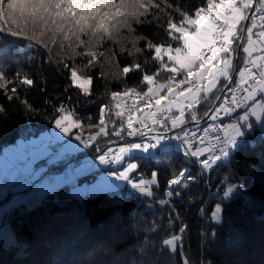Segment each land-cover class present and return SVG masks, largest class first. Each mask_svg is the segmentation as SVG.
Returning <instances> with one entry per match:
<instances>
[{
    "label": "snow or ice",
    "instance_id": "6c2138e0",
    "mask_svg": "<svg viewBox=\"0 0 264 264\" xmlns=\"http://www.w3.org/2000/svg\"><path fill=\"white\" fill-rule=\"evenodd\" d=\"M2 24L7 28L0 26V34L27 41L26 48L16 50L18 54L35 51L34 56H27L29 61L47 58L51 63V46L59 49L57 55H68L73 63L58 61L63 66L59 70L67 69L69 74L65 93L75 88L90 97L94 78L85 70L99 66V76L103 77L104 64L115 62L120 67L114 79L141 73L138 85L110 92L95 121L80 118L71 96L58 105L48 97L44 103L51 106L50 121L63 137L90 149L100 165H119L122 170L109 169L108 175L126 181L141 197L165 206L166 225L157 227V221L146 228L145 233L153 235L146 234L130 250V258L123 260L111 257L109 248L94 243L85 230H80L74 241L78 246L70 252L71 246L65 249L71 259L63 257L61 264H194L185 247L190 225L177 201L194 183L212 187L209 181H202L201 170L221 167L246 136L245 130L254 128L251 117L264 127V0H201L192 10L176 0H0ZM142 26H152L157 33L162 30L165 38L154 41L140 34L138 28ZM121 56L132 59L120 65ZM161 72L166 74L163 82ZM38 74L42 75V70ZM43 83L46 85V79ZM35 84L30 73L16 71L9 75L0 68V94L9 101L20 98L23 86L31 88ZM23 103L29 112L36 111L27 100ZM4 111L0 107V112ZM225 118L231 122L225 123ZM60 139L53 133L34 155L57 158L50 144ZM118 141L123 143L117 148L110 146ZM172 141H179L184 158L196 165V172L193 174L187 166L170 171L165 190L160 193L154 188L158 171L153 170L149 179L138 178V161L144 155L151 159L157 153L167 154ZM68 150L79 149L69 142L63 151ZM87 167L70 168L68 175L74 180ZM25 171L31 175L26 176L22 187L43 172L32 173L30 167ZM63 182V177L45 178L37 186L35 202ZM219 187L222 195L214 208L201 204L197 209L199 218L217 224L223 220L224 201L241 193L244 185L221 181ZM195 203L196 199L190 197L188 204ZM34 206L28 203V208ZM258 220V227L228 234L225 246L239 254L235 264H264V216ZM161 229L163 237L157 243L153 236ZM206 231L213 238L219 234L214 227ZM10 242L15 243L11 238Z\"/></svg>",
    "mask_w": 264,
    "mask_h": 264
},
{
    "label": "trees",
    "instance_id": "16d2710c",
    "mask_svg": "<svg viewBox=\"0 0 264 264\" xmlns=\"http://www.w3.org/2000/svg\"><path fill=\"white\" fill-rule=\"evenodd\" d=\"M176 2L188 10L201 4V0H176ZM0 26L7 28L6 24ZM138 32L154 41H161L166 35L162 30L157 33L152 26L139 27ZM26 44L27 41L20 42V38L11 37L6 33L0 34V68L9 75L16 71H21L22 74L30 73L36 80L33 87L23 86L19 90V99L14 98L9 101L4 94H0V107L5 109L4 112H0V153L3 148L15 143L17 139L34 138L41 132L54 128L50 121L52 108L44 103L46 97L58 105L71 96L72 104L76 106L80 118L85 120L91 117L95 121L98 119L100 104L108 102L111 91L134 87L141 80L140 72L114 79L113 75L120 71V67L114 62L104 64L103 77L99 76L101 71L99 66L85 70L94 78L90 97H84L75 88H70L65 93L64 87L70 83L67 78L69 74L67 69L59 70L63 66L58 61L64 60L69 64L73 61L67 54L57 55L59 49L56 46H51V63L47 58L37 59L35 62L29 61L27 56H34V50L31 52L26 50L19 54L16 51L18 48H26ZM140 46H144L143 41ZM131 59V57L121 56L120 65L128 63ZM76 62L80 63V58H77ZM236 62L239 63V57ZM41 70L42 75L38 74ZM165 75L163 72L160 73L161 82ZM43 79H46V85ZM144 90L146 91V88ZM24 100H27L36 111L29 112L23 103ZM86 100L94 102L85 103ZM45 113L48 115L46 116ZM87 134L88 130L85 128V136ZM112 139L115 140V137ZM119 143L121 142L118 141L116 144ZM54 149L57 150V148ZM88 150L91 156L93 155L92 159H95L90 149L82 147L66 153V157L55 160L46 173H55L52 170L57 171L56 166L68 157H76L75 165H77L84 160V153ZM138 163V171H141L143 176H150L153 170L158 171V184L154 188L162 193L170 178V171L179 170L188 164V160L182 157L178 147L173 146L167 154L157 153L151 159L144 155ZM189 167L195 174L196 166L190 163ZM212 168L215 171L201 170L202 181H209L212 187H208L203 182L194 183L184 191L182 200L177 201V207L190 225V239L185 241V247L189 255L193 257L194 264H235L237 256L234 253L236 252L225 246L228 234L258 227L260 224L258 217L264 216V133L254 123V128L246 131V136L241 138L238 148L230 153L221 167L217 168L213 165ZM102 170L109 169L97 165L95 171H84L77 178L75 177V182L72 183L68 182L70 177L64 178L66 182L64 185L46 193L38 203L35 202L34 193L42 181L32 180L28 186L30 187L33 182L36 186L35 190L27 194H32L31 196L26 195L25 200L19 203L10 202L6 205L11 209L7 211V217L5 216L7 221H5L10 227L15 243L6 241L0 235V261L3 264H61L63 257L71 259L69 252L78 246L74 241L79 236L80 230H85L94 243L103 244L109 248L111 257L129 259L133 246H136L138 241H142L146 234L153 235L151 232L145 233L146 228L157 221H159L157 227L166 225L167 212L165 206L153 203L151 198L141 197L127 182L119 184L116 188L92 194H71V185L83 180H93ZM26 176L27 173L23 174L22 178L16 177L18 179L16 181L25 183ZM221 181L243 184L244 188L241 193L234 194L232 199L224 201L226 207L223 220L217 224L206 218H199L197 209L201 204L207 208H214L215 202L219 201L222 195L219 187ZM14 182L9 183V187L4 190L9 192ZM226 186L227 184L223 185V187ZM190 197L196 199L195 204H188ZM29 202L34 203L35 206L28 208ZM2 216L0 214V218ZM212 227L219 233L215 238L206 231ZM161 237H163L162 229L156 232L153 239L158 243ZM66 248H69V252L65 251ZM173 258L179 259L174 254Z\"/></svg>",
    "mask_w": 264,
    "mask_h": 264
},
{
    "label": "rangeland",
    "instance_id": "374dc122",
    "mask_svg": "<svg viewBox=\"0 0 264 264\" xmlns=\"http://www.w3.org/2000/svg\"><path fill=\"white\" fill-rule=\"evenodd\" d=\"M250 119L258 126L260 131L264 133V127L261 126V122H257L253 118H250ZM250 130L251 129H246L245 131H250ZM53 133L61 137L60 140L55 141L50 144L51 150L57 153V158L53 159V157L51 156L34 155L37 149L41 147L42 142H48L52 139ZM33 142H37V143L34 144ZM69 142H71L72 144H76L78 146V149L82 148V146L79 145L78 141H75V140L69 141L68 137H63L62 133H59L57 129L54 130V128H52L51 130H46V131L41 132L38 136L34 138L17 139L15 143L9 144L5 148H3L2 152L0 153V175L2 174L6 176L8 187H9V183H12L15 181L11 185L9 192H6L5 190L0 192V214L3 215L2 218H0V235L4 237L6 241L10 240V238L12 239L10 227L7 225L6 223L7 220L5 219V216L7 217L6 215L7 211H9L11 208L10 206H6V205L9 204L10 202L19 203L20 201L25 200L26 195L30 193L32 190H35V188H30L28 185L27 187H22L21 185L24 184V182L16 181L18 180L16 178L17 173L22 174V175L27 173V176L31 175V173L25 171V169L30 167L32 170V173H41V170H43V172L36 178L39 181H43L42 178L43 179L55 178V177L69 178L70 176L68 174H69L70 168L74 171L76 169H80L81 167L87 165L88 167L86 171H89L92 165L90 163H92V161L94 160L98 162V160L92 159L93 155L91 156V152L88 150L87 152L84 153V156H83L84 160L79 162L77 165H75L76 157H68L66 160L62 161L58 166H56L58 168L57 171L55 169L52 170V171H55V173L51 174V176L47 175L48 173L46 172H48L50 168L49 166L51 163H53L57 159L66 157V153L72 152V150L63 151L64 145ZM121 143L112 144L110 146L115 149ZM175 147H178V144H175ZM54 148H57V150ZM234 150L235 149L231 150L230 153ZM61 152H63L62 155H60ZM133 162H136V161H133ZM114 167H116V169L120 168L119 165H112V166L105 165L104 169H113ZM120 170H122V168H120ZM108 171L109 170H102L98 172V177H96L93 180H90V181L83 180L79 183H75L71 185L70 186L71 194H76V195H83L86 193L92 194L95 192H101V190L116 188L119 186V184L126 182V181H118L114 177L109 176ZM22 175L20 176L21 178H22ZM136 176L138 178H144V179L150 178V176H143L141 171H137ZM51 182L52 180L50 179V183ZM68 182L70 183L75 182V179L73 180L69 178ZM65 183L66 182L64 181L63 183L60 184V186L64 185ZM164 190L165 188L163 189L162 193L164 192ZM36 191L34 195H36ZM49 192L51 191L45 192L44 195ZM31 195L32 194L27 195V196H31Z\"/></svg>",
    "mask_w": 264,
    "mask_h": 264
},
{
    "label": "built area",
    "instance_id": "2783aa9c",
    "mask_svg": "<svg viewBox=\"0 0 264 264\" xmlns=\"http://www.w3.org/2000/svg\"><path fill=\"white\" fill-rule=\"evenodd\" d=\"M127 103H131V100H128L127 101ZM101 106H102V104H101ZM239 111V110H238ZM235 115V114H234ZM224 122H225V120H224ZM229 122H231V120L229 119ZM226 123V122H225ZM56 130V129H55ZM174 134V132H172V133H169V136H171V135H173ZM129 139H131V138H129ZM175 144H178L179 145V141H172L171 142V147L170 148H172L173 146H175ZM169 148V149H170ZM178 149H179V152L181 153V155L183 156V149L182 148H180V147H178ZM153 151H155V150H153ZM184 157V156H183ZM190 163H192V161L189 159L188 160V164L187 165H185V166H187L188 168H189V170H190V167H189V164ZM193 164V163H192ZM97 165H100L99 164V162H98V164H97V162L96 161H94L93 162V164L91 165V167H90V170L88 171V172H92V171H95V169L97 168ZM101 166H105V165H101ZM107 166H109V165H107ZM110 166H112V165H110ZM196 166V165H195ZM184 167V166H183ZM51 174H53V173H48L47 175H50L51 176ZM22 174H18L17 173V175H16V177H20ZM42 180H44L43 178H42ZM167 184V183H166ZM35 186H36V184L33 182V183H31L30 184V188H35ZM8 187V182L6 181V176H4V175H0V190H4V189H6Z\"/></svg>",
    "mask_w": 264,
    "mask_h": 264
},
{
    "label": "bare ground",
    "instance_id": "6f19581e",
    "mask_svg": "<svg viewBox=\"0 0 264 264\" xmlns=\"http://www.w3.org/2000/svg\"><path fill=\"white\" fill-rule=\"evenodd\" d=\"M100 106H101V104H100ZM100 106H99V107H100ZM225 122H226V123H229V118H225ZM180 154H181V153H180ZM145 156H147V155H145ZM182 157H183V156H182Z\"/></svg>",
    "mask_w": 264,
    "mask_h": 264
},
{
    "label": "clouds",
    "instance_id": "9594fccd",
    "mask_svg": "<svg viewBox=\"0 0 264 264\" xmlns=\"http://www.w3.org/2000/svg\"><path fill=\"white\" fill-rule=\"evenodd\" d=\"M234 255L238 256L239 254L238 253H234Z\"/></svg>",
    "mask_w": 264,
    "mask_h": 264
},
{
    "label": "crops",
    "instance_id": "0c3cea01",
    "mask_svg": "<svg viewBox=\"0 0 264 264\" xmlns=\"http://www.w3.org/2000/svg\"><path fill=\"white\" fill-rule=\"evenodd\" d=\"M251 118L255 119L254 117H251ZM262 119H264V118H262Z\"/></svg>",
    "mask_w": 264,
    "mask_h": 264
}]
</instances>
